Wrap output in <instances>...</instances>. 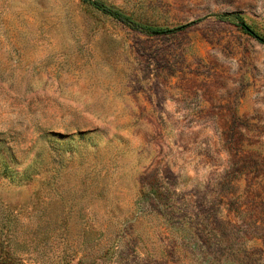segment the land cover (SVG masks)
<instances>
[{
	"label": "rangeland",
	"instance_id": "374dc122",
	"mask_svg": "<svg viewBox=\"0 0 264 264\" xmlns=\"http://www.w3.org/2000/svg\"><path fill=\"white\" fill-rule=\"evenodd\" d=\"M99 1L0 0V264H264V0Z\"/></svg>",
	"mask_w": 264,
	"mask_h": 264
},
{
	"label": "trees",
	"instance_id": "16d2710c",
	"mask_svg": "<svg viewBox=\"0 0 264 264\" xmlns=\"http://www.w3.org/2000/svg\"><path fill=\"white\" fill-rule=\"evenodd\" d=\"M82 3H85L92 8L96 9L97 11L101 12L102 14L111 17L118 23L122 24L123 26L139 32H145L150 34H161L166 33L163 30L158 28L150 27L145 24H141L135 20H133L130 16L126 15L125 13L116 10L110 6L105 5L104 3L100 2L99 0H80ZM215 17L220 21H228L231 23H237V25L247 34L254 36L259 42L264 44V39L257 36L245 23L242 22V19L237 14H218ZM184 26H180L176 29H182ZM168 31V30H167ZM170 31V30H169Z\"/></svg>",
	"mask_w": 264,
	"mask_h": 264
}]
</instances>
